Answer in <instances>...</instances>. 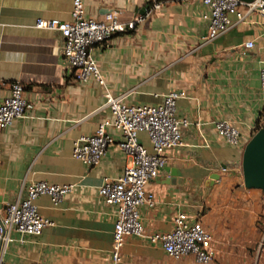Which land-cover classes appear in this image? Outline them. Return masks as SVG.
Masks as SVG:
<instances>
[{
  "label": "crops",
  "instance_id": "crops-1",
  "mask_svg": "<svg viewBox=\"0 0 264 264\" xmlns=\"http://www.w3.org/2000/svg\"><path fill=\"white\" fill-rule=\"evenodd\" d=\"M160 1V11L92 50L106 88L126 94L129 104L156 105L168 91H186L176 102V116L189 121L181 144L165 151L164 169L146 186L154 206L139 207L145 232L172 230L175 214L185 211L213 236L215 255L209 264H255L259 249L252 244H259V230L250 206L264 190L243 185L241 159L264 116L259 78L264 15L254 10L240 21L232 15L235 23L206 41L207 8L200 0ZM148 5L149 0H85L87 16L102 18L115 11L123 22L144 14L140 11ZM71 9L72 0H0V79L21 82L34 104L0 130V218L7 204L25 197L33 181L73 185L58 206L45 195L37 198L39 211L54 224L37 236L11 231L3 264H112L116 207L103 201L98 186L104 177H118L130 157L116 143L95 166L72 156L73 142L110 117L103 88L93 79L74 80L60 33L34 26L38 17L69 21ZM247 41L253 46L245 47ZM6 93L4 85L0 96ZM218 119L238 128L241 146L218 134ZM138 138L149 146L144 132ZM193 261L189 255L174 260L159 244L128 236L120 264Z\"/></svg>",
  "mask_w": 264,
  "mask_h": 264
},
{
  "label": "built area",
  "instance_id": "built-area-1",
  "mask_svg": "<svg viewBox=\"0 0 264 264\" xmlns=\"http://www.w3.org/2000/svg\"><path fill=\"white\" fill-rule=\"evenodd\" d=\"M207 8L203 18L207 21L206 41H211L240 21L246 12L259 11L264 15V0L244 2L242 0H200ZM243 6L244 10L239 7ZM162 9L160 0H149L144 14H136L129 21H120L115 11L102 18L86 15L85 0H72L69 21L38 17L34 26L55 30L62 36L61 52L72 78L76 81L93 79L103 88L104 106L110 117L100 121L95 131L83 135L73 142L72 156L82 163L95 166L100 163L107 147L116 143L130 157L122 173L116 178L104 177L98 186V194L106 204L116 207V219L112 231L111 263H121V250L128 236L144 238L157 243L174 260L192 255L195 264H209L215 255L213 236L198 218L178 211L173 217V228L167 232L146 233L139 207L154 206L155 199L147 184L155 179L167 162L165 151L181 144L182 128L189 121L176 116V102L186 96V91H168L156 105L129 104L126 94L115 95L105 86L104 79L92 50L95 45L108 42L114 35L133 30L137 23ZM253 46L247 41L245 47ZM260 88L264 93V66L259 72ZM6 85L7 93L0 96V130L14 119L23 117L34 104L25 97L24 86L19 81L5 84L0 79V90ZM264 104V96H263ZM215 128L225 141L235 147L242 145L241 133L228 119H218ZM115 132L117 134L114 135ZM147 135L149 146L139 141L138 135ZM225 171L226 168H222ZM73 188L70 184H55L37 180L25 187V197L9 203L0 218V264L9 241L11 231L22 235H40L43 228L54 222L43 216L36 200L47 196L53 206H58Z\"/></svg>",
  "mask_w": 264,
  "mask_h": 264
},
{
  "label": "water",
  "instance_id": "water-1",
  "mask_svg": "<svg viewBox=\"0 0 264 264\" xmlns=\"http://www.w3.org/2000/svg\"><path fill=\"white\" fill-rule=\"evenodd\" d=\"M251 2L253 0H242ZM145 7L141 9L143 12ZM241 171L247 189L264 190V128L258 129L245 143L242 151ZM211 176V179H217Z\"/></svg>",
  "mask_w": 264,
  "mask_h": 264
},
{
  "label": "rangeland",
  "instance_id": "rangeland-1",
  "mask_svg": "<svg viewBox=\"0 0 264 264\" xmlns=\"http://www.w3.org/2000/svg\"><path fill=\"white\" fill-rule=\"evenodd\" d=\"M262 124L264 125V120ZM250 214H251L252 224L254 223L259 230V234H258L259 244L258 245L252 244V247L255 246L259 249V256L255 264H264V196H256L252 198V203L250 206ZM189 256L192 257V255ZM253 263L254 262H252V264ZM193 264H195L194 261Z\"/></svg>",
  "mask_w": 264,
  "mask_h": 264
},
{
  "label": "trees",
  "instance_id": "trees-1",
  "mask_svg": "<svg viewBox=\"0 0 264 264\" xmlns=\"http://www.w3.org/2000/svg\"><path fill=\"white\" fill-rule=\"evenodd\" d=\"M264 120V116L262 117L261 121H258L257 125L254 127V132H256L260 128H264V125L262 124Z\"/></svg>",
  "mask_w": 264,
  "mask_h": 264
}]
</instances>
